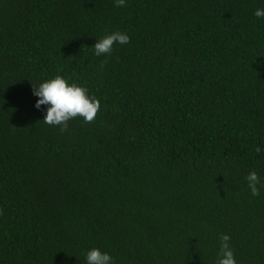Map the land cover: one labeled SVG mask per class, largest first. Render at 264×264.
Segmentation results:
<instances>
[{"label":"trees","instance_id":"16d2710c","mask_svg":"<svg viewBox=\"0 0 264 264\" xmlns=\"http://www.w3.org/2000/svg\"><path fill=\"white\" fill-rule=\"evenodd\" d=\"M264 0H0V264H264ZM129 43L96 56L113 32ZM103 65V66H101ZM100 102L67 131L32 84ZM260 151L256 152L255 149Z\"/></svg>","mask_w":264,"mask_h":264},{"label":"clouds","instance_id":"9594fccd","mask_svg":"<svg viewBox=\"0 0 264 264\" xmlns=\"http://www.w3.org/2000/svg\"><path fill=\"white\" fill-rule=\"evenodd\" d=\"M126 0H115L116 7H124ZM257 18L264 17V9H257L254 12ZM121 45L129 43V37L125 33L113 32L98 40L93 48L96 56L109 55L114 44ZM103 66V65H101ZM32 93L38 97L35 107L39 109L41 105H46V115L43 122L50 126H58L61 132L67 131L68 122L80 117L85 123L95 121L100 109V102L95 97H89L87 89L69 82L57 75L54 78L40 83L38 86L32 84ZM256 152L260 149L256 148ZM248 188L253 196L260 195L261 184L257 173L252 171L246 177ZM2 214V211H0ZM230 237L226 234L220 236V247L216 264H236L234 253L229 245ZM87 264H113L112 257L107 253H102L99 249L93 248L86 252Z\"/></svg>","mask_w":264,"mask_h":264}]
</instances>
